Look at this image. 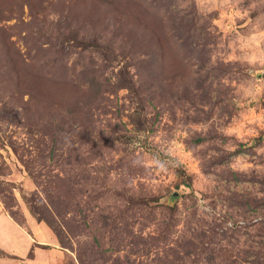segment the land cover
Returning <instances> with one entry per match:
<instances>
[{
    "label": "rangeland",
    "instance_id": "1",
    "mask_svg": "<svg viewBox=\"0 0 264 264\" xmlns=\"http://www.w3.org/2000/svg\"><path fill=\"white\" fill-rule=\"evenodd\" d=\"M1 4L13 48L66 84L60 105L27 107L0 70V229L15 254L0 264L50 248L30 250L16 222L56 241V264H264V0ZM149 23L158 48L140 41ZM165 50L168 77L151 74ZM59 178L71 199L56 202Z\"/></svg>",
    "mask_w": 264,
    "mask_h": 264
},
{
    "label": "trees",
    "instance_id": "2",
    "mask_svg": "<svg viewBox=\"0 0 264 264\" xmlns=\"http://www.w3.org/2000/svg\"><path fill=\"white\" fill-rule=\"evenodd\" d=\"M1 2L4 3L1 5L5 7V10L2 9V11L5 12L9 10L11 14L19 13L20 16L24 13V7L26 5L30 8L32 15H34L35 12L38 13L40 12L41 9H44V5H43L44 0H4V1L0 0V3ZM132 15L133 14L129 13V16L132 17ZM132 19L138 23H146V19H144L141 16H134L132 17ZM140 32L142 34V36H140V41H143L144 47L146 46L151 47V44H153L156 48L159 47V44L161 43V36L158 33V31L153 27L152 24L149 23L148 25H146L144 29L142 28ZM13 50H16L17 52H14ZM165 54H166V50L160 52V54L158 55L159 59L158 58L156 59L153 68L150 69L151 74L152 71L156 69L159 76L166 75L168 77L167 68L164 65ZM20 55L22 56L20 50L13 48L9 40V37L5 36V31L1 30L0 31V70L3 71L5 70L6 72H8L6 81H8L9 78L12 80H17L16 82H14V84L18 86L17 89L21 96L20 99L18 97V99L16 100H23V96L25 94H29V99L26 102L27 107L38 105V108H41V106L44 108L46 106L47 107L54 106L55 103L57 105H60L61 101L59 100V98L62 92L59 91L58 96L55 99H52V97L55 96V93L60 89L62 85L66 84V82L64 81L65 79L60 81L57 78L48 77L46 73L44 74V72H39V70H37L35 63L29 64L28 66V63H26V59L21 57ZM8 66L11 67V70L10 69L8 70L7 68ZM20 72H24L25 75L23 76L21 74L22 76H20L19 74ZM177 73L180 74L182 72L177 71ZM2 81L3 79H0V82ZM202 140H205V137L199 136L198 141H202ZM57 180L60 185H58V190L56 191V196H57L56 202H58V195H62L60 192L63 190L64 193L65 191L68 193L67 196H65L62 200L64 201L66 199H71L69 193L73 194L74 188H72L71 191L69 192V189L68 190L65 189L66 180L61 178ZM145 202L147 203V200H145ZM45 207L48 211L50 210L47 205ZM10 210L12 215L16 219H18L14 215L13 213L14 211L12 209ZM58 210L59 208L56 205V211L58 212ZM31 212L34 213V210L31 209ZM52 219L54 220V224L53 221H51L52 224L51 226L57 228L56 225H58L59 222L57 221L54 215H52ZM18 222L22 224V222L19 219ZM66 224L68 227H70V224L68 222ZM71 231L73 232L72 229ZM183 247L185 248L187 254H190L196 252V249L199 248V244L192 239H188L184 243ZM105 251L108 250L106 249ZM1 253H5V252L1 250ZM262 256L260 254L256 255V259H255L256 264L263 263ZM104 258L106 259L107 257L104 256ZM119 261L121 262L119 258L115 259V264H122V262L120 263ZM82 262L84 263V261Z\"/></svg>",
    "mask_w": 264,
    "mask_h": 264
},
{
    "label": "crops",
    "instance_id": "3",
    "mask_svg": "<svg viewBox=\"0 0 264 264\" xmlns=\"http://www.w3.org/2000/svg\"><path fill=\"white\" fill-rule=\"evenodd\" d=\"M8 218L10 220H13L11 217L8 216ZM16 226L19 230H21L22 232H24L27 236H28V240H29V247H30V250L31 248H33V246H36V243L37 242H40L44 245H49L50 248L49 249H42V248H38L37 249V246L35 249H33V252H34V257L33 258H28L32 261H36V260H40L42 264H51L52 262H55L58 263V259L60 257V255L62 254V252L60 250L57 249V244H56V241L51 239L50 242H41V241H38V235L36 236H32L26 229L24 226L22 225H19L17 222H16ZM35 228H39L38 226H36ZM40 228L39 229H36V231L34 232H38V234L40 233ZM1 229H0V249L5 252V253H8L10 255H15L14 252H11L10 248L7 247L4 243H5V239L1 236ZM37 234V233H36ZM40 235V234H39ZM40 250V251H39ZM44 252V253H43ZM47 252V257H46V253ZM54 252V253H53ZM49 255V256H48ZM20 256V255H19ZM4 257V256H3ZM40 257V258H38ZM2 258V257H0Z\"/></svg>",
    "mask_w": 264,
    "mask_h": 264
}]
</instances>
